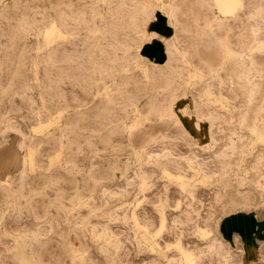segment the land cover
I'll list each match as a JSON object with an SVG mask.
<instances>
[{"label": "rangeland", "instance_id": "obj_1", "mask_svg": "<svg viewBox=\"0 0 264 264\" xmlns=\"http://www.w3.org/2000/svg\"><path fill=\"white\" fill-rule=\"evenodd\" d=\"M215 8L0 0V264H264V0Z\"/></svg>", "mask_w": 264, "mask_h": 264}, {"label": "bare ground", "instance_id": "obj_2", "mask_svg": "<svg viewBox=\"0 0 264 264\" xmlns=\"http://www.w3.org/2000/svg\"><path fill=\"white\" fill-rule=\"evenodd\" d=\"M215 1H216V8H215V11H214V13H215L214 15L217 16V17H221L223 15L233 13L236 8L243 7V0H215ZM167 13H168V15H172L174 13V7H173V4L172 3H170V5H169V8L167 10ZM232 17L234 18V16H232ZM154 19H156L158 21H161L162 22V27L160 29H155V28L154 29H151L148 32V34H145V36L143 37V40H142L141 44H143V45L145 44L146 45L148 43H152L155 40V38L160 33H165V34L168 35V38L166 39V42H169V41L173 40V37L172 36L174 34L172 32H170L169 29H167V23L165 21L163 22V18H161V17H155ZM143 45H141V47ZM225 48H227L228 53L230 54L231 51L228 49V47L225 46ZM141 50L143 51V48ZM140 57L143 58V59H146L148 62L156 63L153 60H151L149 57H147L144 54V52H143V54L140 55ZM194 75L195 76H200V74H198L197 72H195ZM145 76L148 78L149 77V74L146 72L145 73ZM30 168L34 169V168H36V165L33 164ZM26 169H27L26 167L23 169V174H25V170ZM200 171L202 172V170H200ZM166 175L172 177V175L169 174V173H166ZM176 178H177V180L182 185L185 184V181H186L185 178L180 177V176H177ZM162 226H164V220H163ZM144 231H145V233L143 232L144 233V236H143L144 240L146 242H149L150 245L153 248H155V246L157 244H155L151 240L150 235H149V232L147 231V229L145 227H144ZM19 246H20L19 247L20 249L19 248L16 249L17 250V252H16V258L19 260V262H21V264H40V263H38L36 254H35L34 250L31 248V246H27V245H24V244H20ZM180 251H181V254H182V259H183V261H184L185 264H195V259H194L195 257H194V255L190 251H187V250H185V249H183L181 247H180ZM77 255L78 256H81L79 254H77Z\"/></svg>", "mask_w": 264, "mask_h": 264}, {"label": "crops", "instance_id": "obj_3", "mask_svg": "<svg viewBox=\"0 0 264 264\" xmlns=\"http://www.w3.org/2000/svg\"><path fill=\"white\" fill-rule=\"evenodd\" d=\"M167 38V34L160 33L152 43L144 45V54L154 62L164 63V61L168 58L166 42Z\"/></svg>", "mask_w": 264, "mask_h": 264}]
</instances>
